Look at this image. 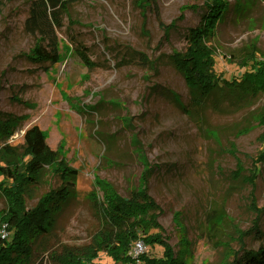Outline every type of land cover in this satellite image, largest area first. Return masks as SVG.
<instances>
[{
    "label": "rangeland",
    "instance_id": "374dc122",
    "mask_svg": "<svg viewBox=\"0 0 264 264\" xmlns=\"http://www.w3.org/2000/svg\"><path fill=\"white\" fill-rule=\"evenodd\" d=\"M0 1V116L16 118L13 135L0 140V162L25 161L23 134L37 125L59 161L78 171L74 184L64 182L57 163L36 182L27 180L26 210L74 187L51 230L34 239L33 259L55 264L50 254L61 246L91 242L102 224L94 191L130 196L143 186L160 211L158 225L140 230L136 263L101 251L94 264H144L145 256H162L163 244L150 245L154 235L186 264H230L241 248L264 245V163L256 162L264 147L257 118L264 94L242 105L219 88L197 105L171 60L187 49L207 0H158L163 27L136 0L73 1L58 28L54 65L29 58L36 42L25 29L31 0ZM224 1L230 11L210 44L217 73L231 79L251 56L264 59V1ZM76 45L86 47L91 66ZM9 207L0 190L2 237L9 235L3 225Z\"/></svg>",
    "mask_w": 264,
    "mask_h": 264
},
{
    "label": "trees",
    "instance_id": "16d2710c",
    "mask_svg": "<svg viewBox=\"0 0 264 264\" xmlns=\"http://www.w3.org/2000/svg\"><path fill=\"white\" fill-rule=\"evenodd\" d=\"M78 0H31L25 29L36 37L29 58L35 62L59 61L58 28H62L64 15L70 14V5ZM264 1V0H263ZM1 2V1H0ZM136 5L144 12L152 11L161 27L165 24L160 19L158 0H136ZM230 4L224 0H207L204 13L198 25L191 28L187 35L188 46L183 52H174L171 60L184 76L191 97L195 104L202 105L204 100L219 88L228 90L235 102L242 105L253 102L264 94V59L251 56V63H244L245 69L231 79L220 76L215 69L216 49L210 41L217 34V27L227 13ZM76 52L88 66L90 60L86 47L76 45ZM75 53V52H74ZM131 57H138L140 63L149 62L142 53L132 51ZM248 66H251L249 68ZM258 123L264 125V107L257 114ZM16 118L10 115L0 116V140L8 139L16 130ZM264 144V133L260 136ZM25 161L0 162V186L10 201L3 225L9 230L7 237L0 235V264H46V259H33L34 239L49 232L54 224L55 213L59 206L72 195L74 187L57 190L53 196L41 202L36 208L26 210L23 194L28 186V179L37 181L36 176L47 166L60 164L64 182L74 184L78 171L59 161V154L46 142L39 126L33 125L23 134ZM61 160V159H60ZM256 162L264 163V147L258 154ZM145 181H149L152 169L147 171ZM150 173V174H149ZM101 218V227L93 235L88 245L61 246L50 254L55 264H94L93 259L101 251H106L116 261H133L134 244L143 232L153 225H158L160 211L154 198L145 186L134 190L130 196L115 192L103 191L92 193L90 197ZM150 245L161 243L164 246L162 256H145L144 264H186L183 258L177 257L170 245L161 236L149 239ZM136 263V261H133ZM230 264H264V245L257 249L241 248Z\"/></svg>",
    "mask_w": 264,
    "mask_h": 264
}]
</instances>
